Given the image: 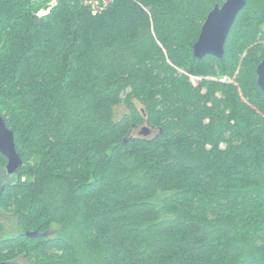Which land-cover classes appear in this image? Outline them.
I'll return each mask as SVG.
<instances>
[{
  "label": "trees",
  "instance_id": "16d2710c",
  "mask_svg": "<svg viewBox=\"0 0 264 264\" xmlns=\"http://www.w3.org/2000/svg\"><path fill=\"white\" fill-rule=\"evenodd\" d=\"M224 1L0 5V115L23 161L9 180L0 153V208L21 230L0 223V264H264V0L221 59H196Z\"/></svg>",
  "mask_w": 264,
  "mask_h": 264
},
{
  "label": "water",
  "instance_id": "95a60500",
  "mask_svg": "<svg viewBox=\"0 0 264 264\" xmlns=\"http://www.w3.org/2000/svg\"><path fill=\"white\" fill-rule=\"evenodd\" d=\"M246 2L247 0H225L221 5H214L202 23L199 36L193 44V55L196 59H202L206 55H212L219 59L223 57L227 35L237 14ZM255 71L257 85L264 92V59L257 64ZM149 133L148 126L139 131V134L145 136ZM0 153L7 158L3 173L7 179L11 180L18 173L23 161L16 148L14 133L6 125L2 115H0ZM26 234L28 236L34 235L32 232Z\"/></svg>",
  "mask_w": 264,
  "mask_h": 264
},
{
  "label": "rangeland",
  "instance_id": "374dc122",
  "mask_svg": "<svg viewBox=\"0 0 264 264\" xmlns=\"http://www.w3.org/2000/svg\"><path fill=\"white\" fill-rule=\"evenodd\" d=\"M0 1H2V0H0ZM109 1L110 0H83V3L87 4L88 6H90L93 13H97V12L101 11L107 5V3ZM33 2H37V0H33ZM5 3H6V0H4L2 3L0 2V5H2L4 7L3 4H5ZM57 4H58V0H47V2L43 6L39 7L37 10H35L34 14H35L36 17H43L44 16V15H42V14H44L43 11L46 10L45 12H48L47 8H50L49 9V11H50ZM7 9H4V10L6 12H13L15 10L14 8L12 9L10 7L7 8ZM20 9H23L22 3L18 4V10H20ZM236 73H235V75H236ZM201 78L202 77H198V76H190L189 79L194 84H198ZM219 81L234 83L236 86H238V83L234 82L235 80L233 78H229L227 76L220 77ZM249 106L252 107L251 105H249ZM126 110L127 109H126V107L123 104H121L118 107H116V109H115L116 117L117 118L120 117L122 115V113L126 112ZM29 119L26 122V126H25L27 129H31L32 125L34 124V122H36L35 121L36 117L31 116V118L29 117ZM151 134H153V132L149 133L150 136H152ZM224 145H225L224 142L221 143L222 147ZM51 149H53V147L43 151L42 156H46L48 154H51V151H50ZM55 149L60 152V148L59 147H57ZM31 162L35 163V161L33 159L28 161V165L33 167L35 164H33ZM22 164H23V162H22ZM88 173H90V172H88ZM16 222H17L16 221V217L11 212L4 211L3 209L0 208V223L3 225V232H5L7 234H10V235H16L18 232H20L21 230L17 227V223ZM2 234L3 233H1L0 236ZM17 261H19V262H21L23 264H31L24 257H19Z\"/></svg>",
  "mask_w": 264,
  "mask_h": 264
},
{
  "label": "built area",
  "instance_id": "2783aa9c",
  "mask_svg": "<svg viewBox=\"0 0 264 264\" xmlns=\"http://www.w3.org/2000/svg\"><path fill=\"white\" fill-rule=\"evenodd\" d=\"M49 9H50V8H47V11H48V12H49ZM45 11H46V10H45ZM45 11H43L44 14H42V15H45V14L48 13V12H45Z\"/></svg>",
  "mask_w": 264,
  "mask_h": 264
}]
</instances>
